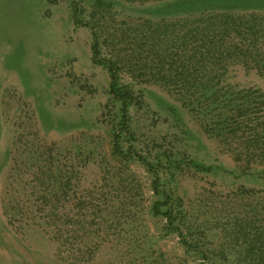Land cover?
Wrapping results in <instances>:
<instances>
[{
    "label": "rangeland",
    "instance_id": "1",
    "mask_svg": "<svg viewBox=\"0 0 264 264\" xmlns=\"http://www.w3.org/2000/svg\"><path fill=\"white\" fill-rule=\"evenodd\" d=\"M95 56L133 89L123 148L156 172L114 152L122 105ZM253 239L264 0H0V264H245Z\"/></svg>",
    "mask_w": 264,
    "mask_h": 264
},
{
    "label": "trees",
    "instance_id": "2",
    "mask_svg": "<svg viewBox=\"0 0 264 264\" xmlns=\"http://www.w3.org/2000/svg\"><path fill=\"white\" fill-rule=\"evenodd\" d=\"M77 8V7H76ZM74 10V17L78 19L79 21V15L77 12V9ZM95 52L97 54L98 47L95 46ZM95 60L99 61L100 63H104L109 68V71L111 73V94L114 96L115 99H117L121 103V128L114 132V152L120 156L128 158H139L145 166L147 167L148 171L156 172L157 169L155 168V163L151 161L148 157L141 154L137 149H135L133 146L129 147L128 150H125L123 148L122 144V138L124 133H129L131 131V118H130V110L134 103V91L131 88L130 85H122L120 83V74H119V67L118 65L108 59H101L97 58L95 56ZM160 164V163H159ZM155 190L160 192V189L158 186L160 179L159 174L155 173ZM162 198L158 200L155 205L154 209L157 214H163L165 217H167L169 225L175 229L176 232L181 236L182 242L187 247H194L190 241L186 239V237L183 235V230L180 227V225H176L174 223L175 216L172 208V196L166 192H163ZM166 207V211H162L161 207ZM238 253L243 254L249 261L245 264H264V247L258 239H253L252 243L248 244L246 248L243 250H240Z\"/></svg>",
    "mask_w": 264,
    "mask_h": 264
}]
</instances>
